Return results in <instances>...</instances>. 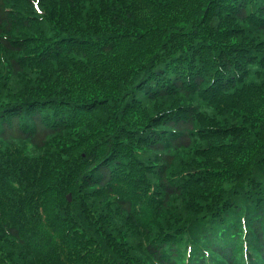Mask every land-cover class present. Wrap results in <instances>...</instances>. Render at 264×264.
Masks as SVG:
<instances>
[{
	"label": "trees",
	"instance_id": "obj_1",
	"mask_svg": "<svg viewBox=\"0 0 264 264\" xmlns=\"http://www.w3.org/2000/svg\"><path fill=\"white\" fill-rule=\"evenodd\" d=\"M0 264H264V0H0Z\"/></svg>",
	"mask_w": 264,
	"mask_h": 264
},
{
	"label": "rangeland",
	"instance_id": "obj_2",
	"mask_svg": "<svg viewBox=\"0 0 264 264\" xmlns=\"http://www.w3.org/2000/svg\"><path fill=\"white\" fill-rule=\"evenodd\" d=\"M68 198H72V194L71 193L68 195Z\"/></svg>",
	"mask_w": 264,
	"mask_h": 264
}]
</instances>
